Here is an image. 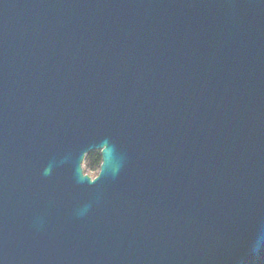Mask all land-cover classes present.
Listing matches in <instances>:
<instances>
[{
	"label": "water",
	"instance_id": "1",
	"mask_svg": "<svg viewBox=\"0 0 264 264\" xmlns=\"http://www.w3.org/2000/svg\"><path fill=\"white\" fill-rule=\"evenodd\" d=\"M0 264H264V0H0Z\"/></svg>",
	"mask_w": 264,
	"mask_h": 264
},
{
	"label": "clouds",
	"instance_id": "2",
	"mask_svg": "<svg viewBox=\"0 0 264 264\" xmlns=\"http://www.w3.org/2000/svg\"><path fill=\"white\" fill-rule=\"evenodd\" d=\"M97 152H92L91 155L96 154ZM109 156L111 159L110 164V172L115 175L119 168L122 166L123 157L116 152L115 145H112V150L109 152ZM86 158H88L86 156ZM104 163V157L102 156V163H100L99 167L94 169H85V164H81V168L83 169V172L78 174L79 181H86L89 185H95L104 175V170L102 168V165ZM49 169L45 170V174H48Z\"/></svg>",
	"mask_w": 264,
	"mask_h": 264
},
{
	"label": "trees",
	"instance_id": "3",
	"mask_svg": "<svg viewBox=\"0 0 264 264\" xmlns=\"http://www.w3.org/2000/svg\"><path fill=\"white\" fill-rule=\"evenodd\" d=\"M87 157L85 158L86 170L97 168L102 163L101 153L98 151L94 155L88 154Z\"/></svg>",
	"mask_w": 264,
	"mask_h": 264
},
{
	"label": "rangeland",
	"instance_id": "4",
	"mask_svg": "<svg viewBox=\"0 0 264 264\" xmlns=\"http://www.w3.org/2000/svg\"><path fill=\"white\" fill-rule=\"evenodd\" d=\"M83 163L85 164V161ZM85 169H86V164H85Z\"/></svg>",
	"mask_w": 264,
	"mask_h": 264
}]
</instances>
